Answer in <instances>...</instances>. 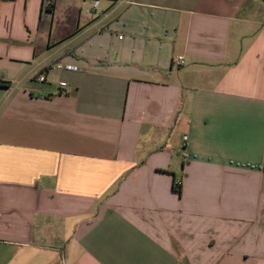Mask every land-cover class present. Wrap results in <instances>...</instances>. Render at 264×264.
Instances as JSON below:
<instances>
[{
	"label": "crops",
	"instance_id": "1",
	"mask_svg": "<svg viewBox=\"0 0 264 264\" xmlns=\"http://www.w3.org/2000/svg\"><path fill=\"white\" fill-rule=\"evenodd\" d=\"M0 264H264V0H0Z\"/></svg>",
	"mask_w": 264,
	"mask_h": 264
},
{
	"label": "built area",
	"instance_id": "2",
	"mask_svg": "<svg viewBox=\"0 0 264 264\" xmlns=\"http://www.w3.org/2000/svg\"><path fill=\"white\" fill-rule=\"evenodd\" d=\"M98 1H95V3H94V8H96L97 7V5H98ZM185 64V61H184V59H183V57H174L173 59H172V65H174L175 67H181V66H183ZM56 69H64V70H72V71H76L77 70V67H75V66H72V65H68V64H58V65H56ZM36 80L38 81V82H44L45 81V76H43V75H39L37 78H36ZM60 87L61 88H64V87H66V84L65 83H63V82H61L60 83ZM186 138L184 137V140H185Z\"/></svg>",
	"mask_w": 264,
	"mask_h": 264
},
{
	"label": "trees",
	"instance_id": "3",
	"mask_svg": "<svg viewBox=\"0 0 264 264\" xmlns=\"http://www.w3.org/2000/svg\"><path fill=\"white\" fill-rule=\"evenodd\" d=\"M3 1H10V0H3ZM172 188L174 189L175 192L181 194V181L178 183L174 181Z\"/></svg>",
	"mask_w": 264,
	"mask_h": 264
},
{
	"label": "rangeland",
	"instance_id": "4",
	"mask_svg": "<svg viewBox=\"0 0 264 264\" xmlns=\"http://www.w3.org/2000/svg\"><path fill=\"white\" fill-rule=\"evenodd\" d=\"M47 80H48V81H47L48 84H50L52 87H54V80H53V78H52V77H48ZM52 84H53V85H52ZM44 87L47 88V87H48L47 84H44Z\"/></svg>",
	"mask_w": 264,
	"mask_h": 264
}]
</instances>
